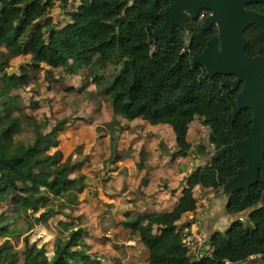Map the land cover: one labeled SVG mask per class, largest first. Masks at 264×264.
<instances>
[{"label":"trees","instance_id":"obj_1","mask_svg":"<svg viewBox=\"0 0 264 264\" xmlns=\"http://www.w3.org/2000/svg\"><path fill=\"white\" fill-rule=\"evenodd\" d=\"M58 1L62 2L0 0V220L7 209H17L18 197L40 198L42 193L59 197L70 190L81 192L86 186L77 173L80 163L69 160L58 165L56 158L47 159L39 153L45 140L56 138L66 118L43 132L47 124L37 122L31 113L38 109L37 101L30 100L26 111L21 97L12 94L29 85L31 72H42L53 79V69L70 74L87 69L91 81L102 87L100 91L110 102L113 115L170 130L175 148L172 160L186 158L192 152L188 131L196 120L207 127L208 141L214 148L248 137L251 112L237 111L235 93L223 88L220 80L204 79L203 68L191 64V55L204 48L216 33L214 28L202 30V21L189 20V45L188 36L178 27L170 39L154 43L152 32L162 26V12L171 0H75L64 14V23L58 19L48 31L50 13ZM247 8L264 14L262 2ZM244 34L248 40L246 52L264 56L261 30L252 25ZM21 59L23 65L9 74L12 63ZM109 67L113 71L104 76L101 72ZM58 79L63 80L61 76ZM29 130L33 133L31 142L16 138ZM206 148L199 145L198 150L206 155ZM244 165L243 159L226 152L210 164L201 162L194 167L170 208L145 209L133 215L125 212L121 225L137 236L147 252L146 261L140 264H237L252 257L264 264V207L249 214L252 229L245 228L241 220L230 223L224 233L212 226L201 227L209 240V253L203 256L182 243L189 226L180 222L182 217L197 213L200 196L216 193ZM263 188L264 172L260 171L257 184L248 192H234L224 205L225 211L238 214L251 209ZM7 225L0 226V232ZM83 232V228L71 229L56 242L51 254L44 244L29 243L26 237L23 264H100L90 257ZM5 248L3 244L1 249ZM7 257L0 253V264L17 262L16 257Z\"/></svg>","mask_w":264,"mask_h":264},{"label":"rangeland","instance_id":"obj_2","mask_svg":"<svg viewBox=\"0 0 264 264\" xmlns=\"http://www.w3.org/2000/svg\"><path fill=\"white\" fill-rule=\"evenodd\" d=\"M62 3L58 1L51 10L53 26L58 19L64 23V14L75 0ZM19 62L23 65L24 60L14 61L10 70L15 68L16 72L21 66ZM112 71L109 67L101 73L107 76ZM52 72L53 79L42 72H31L29 85L13 90L12 94L21 97L26 111H29L30 100L37 101L39 107L31 113L37 122L47 124L43 132L50 131L55 121L66 118L56 138L45 140L39 153L47 159L56 158L58 165L69 160L80 163L77 173L86 186L81 192L70 190L59 197L45 193L40 198L37 195L18 197L17 209H7L0 220V226L8 223L0 232V253H6L8 259L16 257L14 264H23L26 237L29 243L44 244L51 254L56 242L71 229L83 228L82 236L90 249V257L100 264L145 262V248L137 236L121 225L125 212L133 215L145 209L170 208L186 176L201 163L196 160L198 156L203 158L198 146L210 147L208 129L196 120L188 131L192 152L186 158L172 160L174 137L168 128L113 115L110 102L100 91L102 87L91 81L87 69L78 70L76 74L63 69ZM60 76L63 80L58 79ZM85 82L86 87L79 90ZM16 138L29 143L33 133L29 130ZM144 179H147L146 184L142 183ZM215 195L214 192L202 194L197 213L184 215L180 222L187 223L188 229H200L204 224L202 213ZM217 207L222 209L220 205ZM220 215L218 212L212 229L223 230L231 222L229 214ZM192 218H196V222ZM198 218L201 222H197ZM3 244H6L4 250L1 249ZM241 264H254V259Z\"/></svg>","mask_w":264,"mask_h":264},{"label":"water","instance_id":"obj_3","mask_svg":"<svg viewBox=\"0 0 264 264\" xmlns=\"http://www.w3.org/2000/svg\"><path fill=\"white\" fill-rule=\"evenodd\" d=\"M62 2L64 5V0ZM259 2L264 3V0H171L162 12V26L152 32L154 43L158 39H170L175 27L188 36V21H197L199 12L206 10L209 14L203 19L200 27L202 30L215 27L217 33L206 41L201 53L192 54L191 64L203 67L204 79H210L216 74L233 76V80L222 82L223 86L231 90H236L238 84L243 83L235 97V106L237 111L250 109L252 112L248 137L219 148H210L203 158L198 156V160L204 164H210L226 152H233L244 160L245 166L238 168L236 173L219 187L216 195L223 202H227L236 191H248L257 183L259 171L264 172V56L249 57L245 53L247 39L244 35L245 29L252 25L259 27L264 34V14L247 8V5ZM53 25L54 23L48 26L47 30L50 31ZM190 41L188 36L187 45ZM18 65L20 66L21 62ZM8 73H15V68ZM195 153L198 154V151ZM262 207L264 188L249 213ZM195 219L192 218V221ZM245 228L252 229L249 217L245 218ZM206 241L209 242L208 239ZM204 254L205 251H202L200 256Z\"/></svg>","mask_w":264,"mask_h":264},{"label":"flooded vegetation","instance_id":"obj_4","mask_svg":"<svg viewBox=\"0 0 264 264\" xmlns=\"http://www.w3.org/2000/svg\"><path fill=\"white\" fill-rule=\"evenodd\" d=\"M252 4V3H251ZM254 4H257V3H254ZM250 5V4H249ZM248 6V5H247ZM248 9H250V8H248ZM253 10V9H252ZM255 11V10H254ZM209 13H207V15H208ZM206 15V16H207ZM199 21H196V23H198ZM211 28H214L215 30H216V28L215 27H211ZM210 28V29H211ZM248 28V27H247ZM246 28V29H247ZM259 28V27H258ZM245 29V30H246ZM260 29V28H259ZM209 30V29H208ZM245 32V31H244ZM216 33H217V31H216ZM215 33V34H216ZM214 34V35H215ZM213 35V36H214ZM245 35V34H244ZM190 37V36H189ZM212 37V36H211ZM210 37V38H211ZM246 37V36H245ZM209 38V39H210ZM191 39V38H190ZM247 39V38H246ZM206 43V42H205ZM247 43H248V40H247ZM247 46V45H246ZM204 47H205V45H204ZM203 50V49H202ZM202 50L201 51H199V52H194L193 54H195V53H201L202 52ZM245 53L249 56V57H253V56H255V54H252V55H249L247 52H246V47H245ZM256 55H260V54H256ZM192 56V55H191ZM262 56V55H261ZM194 66H196V65H194ZM198 66H200V65H198ZM202 67V66H201ZM203 68V67H202ZM218 75H221V74H216V75H214L212 78H210V79H207V80H211V81H214V82H218L219 80H220V83H221V86L223 87V88H227L228 89V91H230L231 93H235V97H236V95L238 94V92L241 90V88H242V85H243V83L242 82H240L239 84H238V86H237V89L236 90H231L229 87H226V86H223L222 85V82L223 81H225V80H233L234 79V77L233 76H225V75H221L220 76V79H219V77H218ZM235 97H234V102H235ZM236 107V106H235ZM247 110H249L250 112H251V110L250 109H247ZM251 117H252V112H251ZM203 145V144H202ZM205 146V145H204ZM199 147V146H198ZM210 148H213V146L212 145H210V147L209 148H207V151H208V149H210ZM198 149V148H197ZM197 151V150H196ZM199 151V150H198ZM202 151H199V153H201ZM197 155V154H196ZM201 155V154H200ZM201 156H205V155H201ZM197 161H199V162H202L201 160H198V159H196ZM201 164V163H200ZM199 164L197 163L196 165H195V167L196 166H198ZM245 166V165H244ZM243 166V167H244ZM240 168H242V167H240ZM260 172V171H259ZM258 177H259V173H258ZM257 182H258V180H257ZM257 184V183H256ZM255 185V184H254ZM252 187V186H251ZM250 187V188H251ZM249 188V189H250ZM245 191V190H244ZM249 191V190H248ZM248 191H246V192H248ZM217 193V192H216ZM216 193H214V195L216 194ZM232 196V195H231ZM230 196V197H231ZM209 200H210V202H209ZM208 200V205H209V208H212V210H214L211 214V216L213 217V218H209V217H207V220H206V224H214L215 225V222L218 220V219H216V215L218 214V212L220 213V214H222V215H220V216H227V214H229L230 215V219H231V222L230 223H232L233 221H236V220H241V221H243L244 223H245V218H247V217H249V212H250V209H247L246 211H244V212H242V213H238V214H231V213H229V212H226L225 211V209H224V205L227 203V202H223L222 200H221V198L220 197H217V195H215L214 196V198L213 199H209ZM217 205L219 206L220 205V207L222 206V209H218V207H217ZM216 208V209H215ZM220 210H223V213H222V211H220ZM250 219V218H249ZM216 220V221H215ZM198 221H200V218H198L197 219V222ZM213 221H214V223H213ZM196 222V221H195ZM251 222V221H250ZM230 223H228V225L222 230V232L230 225ZM213 225V227H215ZM215 229H217V228H215ZM225 232V231H224ZM252 258H254V263L255 264H260L259 263V261H258V259L257 258H255V257H252ZM251 258V259H252ZM246 261V260H245Z\"/></svg>","mask_w":264,"mask_h":264},{"label":"built area","instance_id":"obj_5","mask_svg":"<svg viewBox=\"0 0 264 264\" xmlns=\"http://www.w3.org/2000/svg\"><path fill=\"white\" fill-rule=\"evenodd\" d=\"M72 0H64V2L71 3ZM206 10H202L198 14L197 21H203L207 15ZM205 237L199 229H188L182 237L183 246L188 248L190 251L197 253L199 252L201 246L203 245ZM209 253V252H208ZM225 264H230L229 261H226Z\"/></svg>","mask_w":264,"mask_h":264},{"label":"crops","instance_id":"obj_6","mask_svg":"<svg viewBox=\"0 0 264 264\" xmlns=\"http://www.w3.org/2000/svg\"><path fill=\"white\" fill-rule=\"evenodd\" d=\"M214 210H212V208H207L206 209V211H204L202 214H203V217H204V224L201 226V223H199V225L203 228V227H205V228H208L207 226H213L214 224H206V220H207V217H209V218H213L211 215V213L213 212ZM216 221V220H215ZM200 222H201V219H200ZM213 223H214V221H213ZM200 230H201V228H200ZM204 233V232H203ZM205 234V233H204ZM205 236H206V234H205ZM207 238H205V240H204V246L202 245L201 246V248H200V250H199V254L202 252V251H205V252H209V247H208V245H207ZM252 259H254V258H252ZM255 264V263H254Z\"/></svg>","mask_w":264,"mask_h":264}]
</instances>
